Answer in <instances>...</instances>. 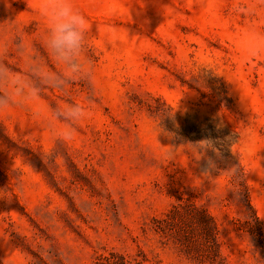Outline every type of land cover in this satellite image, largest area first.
<instances>
[{
	"label": "rangeland",
	"instance_id": "1",
	"mask_svg": "<svg viewBox=\"0 0 264 264\" xmlns=\"http://www.w3.org/2000/svg\"><path fill=\"white\" fill-rule=\"evenodd\" d=\"M54 2L0 0L10 73L63 71ZM70 2L92 77L0 108V264H264V0Z\"/></svg>",
	"mask_w": 264,
	"mask_h": 264
},
{
	"label": "clouds",
	"instance_id": "2",
	"mask_svg": "<svg viewBox=\"0 0 264 264\" xmlns=\"http://www.w3.org/2000/svg\"><path fill=\"white\" fill-rule=\"evenodd\" d=\"M41 14L49 23L45 46L55 61L63 66V71L51 72L41 66L33 71L32 79H25L0 65V87L7 90L0 94V108L15 103V97L35 100L44 88L64 92L68 85L77 80H90L92 77L91 70L81 61L88 27L85 17L74 8L70 0H55L54 3L45 4ZM248 39L250 53L264 48V34L250 33ZM51 116L54 121L65 125L60 130V138L67 141L72 138L74 126L87 117V107L73 101L57 105ZM193 145L200 159L208 149L217 151L211 140H202ZM208 164L210 167L214 165L211 160Z\"/></svg>",
	"mask_w": 264,
	"mask_h": 264
}]
</instances>
